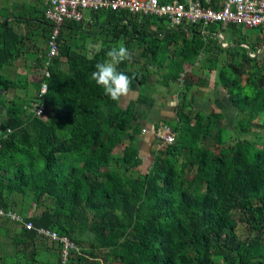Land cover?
Here are the masks:
<instances>
[{"label": "trees", "instance_id": "16d2710c", "mask_svg": "<svg viewBox=\"0 0 264 264\" xmlns=\"http://www.w3.org/2000/svg\"><path fill=\"white\" fill-rule=\"evenodd\" d=\"M90 14L98 46L90 52L82 42L72 47L62 27L74 30L82 20H66L57 54L46 60L44 46L29 75L15 69L17 62L25 69L23 57L35 40L0 23L7 129L0 133V209L32 226L0 218V236L10 237L0 239V264H264V39L249 44L234 35V24L216 31L215 23L210 30L198 23L169 27L166 18L125 10ZM36 21L46 42L50 23L43 14ZM121 43L130 54L147 55L145 67L133 71L139 95L156 91L163 102L174 94L178 99L173 114L160 119L174 140L157 151L149 150L157 121L143 132L132 119L134 102L120 106L89 79L94 65ZM205 88L221 96L234 115L231 124L212 102L193 105ZM15 89L22 94L4 96ZM32 103L43 105L44 118L32 112ZM142 148L154 153L150 170L131 177L144 162ZM27 202L38 212L24 214ZM38 228L73 244L65 259L62 242Z\"/></svg>", "mask_w": 264, "mask_h": 264}, {"label": "built area", "instance_id": "2783aa9c", "mask_svg": "<svg viewBox=\"0 0 264 264\" xmlns=\"http://www.w3.org/2000/svg\"><path fill=\"white\" fill-rule=\"evenodd\" d=\"M100 10H125L138 15L166 18L169 27L182 26L184 23H198L203 28L212 23H219L223 27L227 24H236L245 28L264 29V0H222L217 7H205L192 0L185 3L175 0L163 3L159 0H45L43 16L50 23L46 41V60L57 54L56 37L64 21H80L85 11L90 13ZM202 33L205 32L202 31ZM217 35L220 36L219 33ZM261 47L264 48V42ZM249 55L253 56V53ZM44 90L45 85L41 84L38 96ZM31 106L35 115H43L44 107L41 103H32ZM153 138L157 140L158 145L170 144L174 140V133L163 124L155 129ZM0 217L16 221L27 230L32 228L29 222H23L20 216L12 211L5 212L0 209ZM36 231L49 240H60L62 242L61 256L65 259L67 250L73 247L66 237H58L55 232L41 228Z\"/></svg>", "mask_w": 264, "mask_h": 264}, {"label": "rangeland", "instance_id": "374dc122", "mask_svg": "<svg viewBox=\"0 0 264 264\" xmlns=\"http://www.w3.org/2000/svg\"><path fill=\"white\" fill-rule=\"evenodd\" d=\"M44 9V8H43ZM42 14H43V10H42ZM88 15H91L89 12L85 11L84 12V20L86 17H88ZM102 17V16H101ZM216 24V28L215 30L217 31L218 28H223V30L225 29L223 26H221L219 23H215ZM220 25V26H219ZM235 25V31H234V35H240L243 34L245 41H247L249 44H251L254 40H263L264 39V31H259L257 28H245L242 25ZM199 28V27H198ZM210 28H212V26H207L206 29L210 30ZM222 30V31H223ZM240 30V31H238ZM225 33V32H223ZM217 34V33H216ZM85 35H83V33H80V31H76V30H72L70 32L69 35V40L68 42L72 45V47L76 46V45H80V42H85L86 40L84 39ZM39 38L38 35L35 36L34 38V42L40 43V47H43V41L42 39H37ZM45 43V46L47 47V43ZM224 46V45H222ZM261 54L264 55V49L262 48ZM147 62V55L143 50H139V49H135L133 53L130 54V59L126 60L122 63H120L118 65V70L120 71H126L125 74L129 75L130 77L133 76V71L136 68H144L145 64ZM26 64H31V63H26ZM137 66V67H136ZM15 71L17 73H22L23 72V68L20 64V62H17L16 65V69ZM131 72V74H130ZM203 74H207V71H203ZM209 74V73H208ZM27 77V75H25L24 79ZM210 81H212L213 78V73L210 74ZM30 78V77H29ZM151 80V79H150ZM162 83V81H160ZM147 86V87H146ZM152 86V85H151ZM151 86L148 87V84L145 85L146 89L149 88L152 90ZM173 90L175 89L174 86ZM162 91V89H161ZM153 93V92H151ZM150 93V97H146V96H141L137 93V85L134 81V79H132L131 82V87L130 90L128 92V94L126 96H123L119 99V105L124 107L125 105L129 104L130 102H134V113H133V121L134 122H139L140 125L143 126L142 131L146 132V127H151V125L153 123H156L157 121V128L159 126L162 125L160 119L162 118H168L173 114V108L174 106L177 104L178 99L175 98V94L172 95L171 97H168L166 101H162V93L160 94V92H156L154 91V95ZM22 94V92H19L18 95ZM17 95V94H16ZM11 96V95H10ZM156 96V97H153ZM189 97V96H188ZM159 98V99H158ZM194 101L192 100L193 105L195 106H200L202 108H206L209 106V103L212 102L211 107L214 110H220L223 112L224 115V121L231 124L232 123V118H233V113L232 112H228L226 111L225 107L222 104L223 99L221 98V96H216V94L213 95V93H210V89L209 88H205L202 90L201 94H197L196 96L193 97ZM166 99V98H165ZM160 100V102H159ZM45 115H43L42 118H44ZM259 118L257 117L256 120H258ZM172 123V121H170ZM145 129V130H144ZM148 133V132H147ZM261 133L264 134V131H261ZM150 137L153 136V132H151ZM143 137V135L141 134L139 136V138ZM126 144V140H124L122 143L114 145L111 149V152L113 155H119L121 152L122 147ZM159 143L157 142V140L155 138H153V140L151 139V143H150V148L149 150L151 151H157L160 145H158ZM149 147V146H148ZM161 148V147H160ZM152 152H148L147 148H142L140 150V155L143 157V164L135 167L134 169H132L129 172V175L131 177H135L137 172H147L149 171V167H150V163H151V159H152V155L154 153ZM22 205V210L24 211L23 213L25 214L26 212L29 214L31 213H36L38 212V209H35L32 205L31 202H27L26 204L23 203ZM26 209H25V206ZM17 208H19L18 206L16 207V209H14V211L17 210ZM25 209V210H24ZM27 210V211H26ZM0 218H4V217H0ZM20 228L19 225H15L14 230L18 231ZM235 233L242 238L244 236V227L242 225H238L236 226V228L234 229ZM0 239L4 242L9 241L10 237H4V236H0ZM49 242V241H48ZM41 257H44L45 254L41 253L40 254Z\"/></svg>", "mask_w": 264, "mask_h": 264}, {"label": "crops", "instance_id": "0c3cea01", "mask_svg": "<svg viewBox=\"0 0 264 264\" xmlns=\"http://www.w3.org/2000/svg\"><path fill=\"white\" fill-rule=\"evenodd\" d=\"M177 1V0H175ZM188 0H184L183 3H185ZM200 3V0H192ZM206 4H210L212 6L217 7L222 0H202ZM44 2L45 0H0V23L1 27H3L4 24L10 25L12 29L21 34H25V31H27L28 34H30L29 40H34L36 35H39V28L37 27L38 18L42 14V10L44 8ZM90 15L82 19V21L79 23V27L74 28L76 31H80V33H83L85 35L84 39L86 40L83 42V46L87 48V50L90 52L94 48L98 46V42L96 40V37L91 34L92 31H94L97 27V23L90 19ZM29 20V21H27ZM28 22V23H27ZM37 24V25H36ZM63 32L65 35H68L67 38L69 39L70 32L72 29H67L65 26L62 27ZM39 39V38H37ZM28 40V39H26ZM28 41V45H29ZM43 43V47L39 46L40 43L35 42V45L33 46L34 50L27 51L24 55V63H25V69L23 68V72L29 73L33 70L32 66H35V64L38 63V58L42 54V50L45 46V43ZM31 63V64H26ZM124 73L126 71H123ZM131 74V72H130ZM133 77V76H132ZM19 92H23L21 89H15L12 91H8L4 94L5 97H10L13 94H19ZM3 93V92H2ZM0 92V95L2 94ZM21 95V94H20Z\"/></svg>", "mask_w": 264, "mask_h": 264}, {"label": "clouds", "instance_id": "9594fccd", "mask_svg": "<svg viewBox=\"0 0 264 264\" xmlns=\"http://www.w3.org/2000/svg\"><path fill=\"white\" fill-rule=\"evenodd\" d=\"M107 60L97 62L90 73V81L100 87L103 93L113 101L126 96L130 90L133 77L118 70V65L130 59V52L122 43L112 47L106 53Z\"/></svg>", "mask_w": 264, "mask_h": 264}, {"label": "water", "instance_id": "95a60500", "mask_svg": "<svg viewBox=\"0 0 264 264\" xmlns=\"http://www.w3.org/2000/svg\"><path fill=\"white\" fill-rule=\"evenodd\" d=\"M216 37L219 38V40L221 39L219 35L216 34ZM246 46V45H244ZM6 111L5 109H3L2 107H0V133L4 132V130L6 129L5 125L3 124V117L5 116Z\"/></svg>", "mask_w": 264, "mask_h": 264}, {"label": "bare ground", "instance_id": "6f19581e", "mask_svg": "<svg viewBox=\"0 0 264 264\" xmlns=\"http://www.w3.org/2000/svg\"><path fill=\"white\" fill-rule=\"evenodd\" d=\"M233 42V41H232Z\"/></svg>", "mask_w": 264, "mask_h": 264}]
</instances>
